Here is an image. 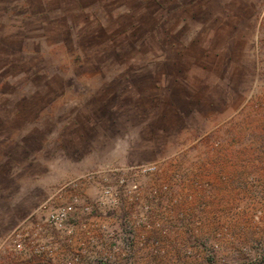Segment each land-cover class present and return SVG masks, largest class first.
Here are the masks:
<instances>
[{
  "label": "rangeland",
  "instance_id": "1",
  "mask_svg": "<svg viewBox=\"0 0 264 264\" xmlns=\"http://www.w3.org/2000/svg\"><path fill=\"white\" fill-rule=\"evenodd\" d=\"M177 151L199 177L230 154L264 211V0H0V236L69 179Z\"/></svg>",
  "mask_w": 264,
  "mask_h": 264
},
{
  "label": "built area",
  "instance_id": "2",
  "mask_svg": "<svg viewBox=\"0 0 264 264\" xmlns=\"http://www.w3.org/2000/svg\"><path fill=\"white\" fill-rule=\"evenodd\" d=\"M197 157L177 151L63 182L0 236V264H264L254 177L244 196L240 175L199 177Z\"/></svg>",
  "mask_w": 264,
  "mask_h": 264
},
{
  "label": "crops",
  "instance_id": "3",
  "mask_svg": "<svg viewBox=\"0 0 264 264\" xmlns=\"http://www.w3.org/2000/svg\"><path fill=\"white\" fill-rule=\"evenodd\" d=\"M215 122H218V124L220 125V124H222V126H220V128H224V127H228V126H225V125H227V121H225V120H223V118H222V116L221 115H218V121H215ZM215 122L213 121H210L209 123H208V125L206 126L207 128H208V131H209V133H211V128H212V125L213 124H215ZM206 129V128H205ZM222 130V129H221ZM226 130V129H225ZM219 134L220 135H223V131H220L219 132ZM222 137H224V136H222ZM227 138V137H226ZM226 142V141H225ZM224 142V143H225ZM230 155V154H229ZM229 155H228V153H225V155H222V156H220V162L218 163V162H216L215 164H216V166H214L213 164H214V160L216 159V157H210V158H208L209 160H208V163H204V165H205V168L207 169V174H208V176L210 175V177L212 176L213 178L216 176V174H217V172L218 171H223L226 175H228L232 170H231V166L229 165V164H227V160H229L230 159V157H229ZM231 156V155H230ZM234 158H237V157H235L236 156V154L234 153ZM229 165V166H228ZM204 168V167H203ZM233 170L237 173L236 175L237 176H239L238 175V173H240V169L235 165V166H233ZM225 195V194H224ZM227 195V194H226ZM225 195V196H226Z\"/></svg>",
  "mask_w": 264,
  "mask_h": 264
}]
</instances>
